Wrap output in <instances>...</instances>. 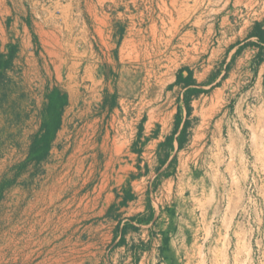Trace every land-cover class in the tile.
Returning <instances> with one entry per match:
<instances>
[{
    "label": "crops",
    "instance_id": "1",
    "mask_svg": "<svg viewBox=\"0 0 264 264\" xmlns=\"http://www.w3.org/2000/svg\"><path fill=\"white\" fill-rule=\"evenodd\" d=\"M93 1L0 0V67L10 62L0 70V88L10 70L24 74L39 60L62 62L61 89H42L67 97L49 155L59 145L65 154L78 127L79 155L106 156L95 142L110 140L108 118L125 124L113 138L125 152L113 146L109 153L124 159L104 166L95 159L86 170L63 173L86 177L69 199L71 216L82 218L70 221L60 234L65 242L52 247L46 264H83L88 247L95 249L102 237L115 252L106 264H245L243 254L257 242L254 226L264 228V44L247 36L231 40L228 25L232 12L242 11L233 4L239 0ZM255 23L264 29L262 20ZM58 31L67 42H57ZM44 35L55 38L52 52ZM148 39L171 47L164 60L174 66L146 70L145 76L162 79L134 102L127 63L155 57L138 52ZM51 76L58 78L57 72ZM244 76L247 90L236 89ZM191 91L197 93L185 102ZM245 127L257 132L247 134ZM85 234L95 241L83 245ZM232 252L238 257L231 263Z\"/></svg>",
    "mask_w": 264,
    "mask_h": 264
},
{
    "label": "rangeland",
    "instance_id": "2",
    "mask_svg": "<svg viewBox=\"0 0 264 264\" xmlns=\"http://www.w3.org/2000/svg\"><path fill=\"white\" fill-rule=\"evenodd\" d=\"M68 1L49 0L51 5ZM95 3L96 1L94 0L92 4ZM263 3L264 0H239L238 2H233L234 6L242 9V11L238 13L232 12L231 14V27L229 25L228 27L230 28L229 32L231 33L232 41H239L245 36L248 37L251 28L257 20L264 22ZM54 15L59 16L60 12L56 10ZM48 29L51 30L50 28ZM60 32L63 33L62 31L57 32V42L62 44V39L63 42H67V38L62 37ZM42 41L47 43V51L52 52L54 50L55 38L44 35ZM147 41L148 44L144 42L138 46V52H142L141 56H147L143 52H150L155 57L151 60L127 63L128 69L133 72L131 76L125 77L126 85L128 86L127 94L130 98H133L134 102L139 101L144 91H152L153 87L155 88L154 85L159 84L162 79L158 76H145L146 70L161 71L167 66H174V62L164 60V56L169 51H172L166 42L152 41V39ZM59 44H57L58 47ZM42 54L45 55L43 50ZM49 54L47 55L49 56ZM42 65L46 66L45 71L49 75H45V71L41 68ZM61 66L62 62L54 59L46 62L39 60L34 68H25L24 74L23 69L10 70L11 75L0 88V186L1 182L8 183V186L0 196V262L2 264H13L10 262L14 260V257L18 258L17 264H46V259L53 255L51 252L52 247L65 242L67 235L62 236L60 234L65 232L70 221L75 219L78 222L81 220L82 216H71L72 213L75 214V207L69 208V199L72 198L73 192L78 189L86 177L82 174L78 177H72L70 173L64 176L63 173L67 171V168L83 167L84 165V170H86L88 166L95 163V159L96 163L101 166L108 163L114 164L116 161L124 159L122 156H109V153L113 150V138L120 136L121 128L125 125L121 122V117H116L113 122L108 118L107 128L111 131L110 140L104 141L100 137L95 142L97 148H101L104 153L107 152L106 156L87 158L79 155L82 146L77 140H74L75 136H77L78 127H76L73 130V138L70 140L68 153L64 154L63 145H59L57 154H48L46 160L40 164L29 163L23 166L21 171L17 170V166L26 158L25 155L28 153L31 141L39 130V124L42 120L40 111L46 102L47 94H49L44 93L42 89L49 88L50 84H52V88L61 89L63 76ZM53 72H57V79L51 76ZM248 80L249 77L244 76L240 80V87H236V89L243 87L247 90L244 86L249 84ZM59 93L62 94L61 92ZM251 103H253V97H251ZM71 130L72 128H70ZM244 131L247 134L257 132L253 127H248ZM261 133H264V128H262ZM252 141L255 143V139H252ZM120 148H122L124 153L125 147H121L118 144V151ZM75 152L77 156H71ZM95 182L89 184V191ZM85 193L84 191L76 197H81ZM254 229L257 242L253 246L252 251L243 254L242 259L245 264H264V228L257 230L255 225ZM15 230H20V232L14 233L16 232ZM87 237L86 234L81 237L83 245L95 241L87 239ZM3 246H6V248L3 249ZM111 246L112 243L102 237L101 242L96 245L95 249L92 245L88 247L89 249L85 252L86 261L83 264H97L99 259H101V264H106L107 260L115 254L114 247ZM227 255L231 263L233 259L238 257V254L234 252ZM4 261H7V263H3ZM180 264H184V262Z\"/></svg>",
    "mask_w": 264,
    "mask_h": 264
},
{
    "label": "trees",
    "instance_id": "3",
    "mask_svg": "<svg viewBox=\"0 0 264 264\" xmlns=\"http://www.w3.org/2000/svg\"><path fill=\"white\" fill-rule=\"evenodd\" d=\"M248 38H256L257 44H264V29L258 23H255L252 27L251 32L248 35ZM245 45L254 46V42L248 41ZM10 62H7L1 65L0 70L9 67ZM187 73V78L189 79L190 72L188 69L182 70ZM227 71V69H226ZM226 74L222 77L225 79ZM189 80H186V83H189ZM196 91H191L185 94L184 101L188 100L190 94H196ZM67 105V97L64 94H60L56 90L50 92L46 96L45 109L41 113V124L37 134L33 137L26 158L22 163L17 166V170L21 171L23 166L33 163L35 165L40 164L45 161L48 157L52 142L54 141L57 132L61 127V116L63 108ZM178 116V113H177ZM184 129V128H183ZM182 129V130H183ZM8 186L7 182H1L0 186V196L5 188ZM122 242L118 241V245ZM167 241L163 240V245H166Z\"/></svg>",
    "mask_w": 264,
    "mask_h": 264
},
{
    "label": "bare ground",
    "instance_id": "4",
    "mask_svg": "<svg viewBox=\"0 0 264 264\" xmlns=\"http://www.w3.org/2000/svg\"><path fill=\"white\" fill-rule=\"evenodd\" d=\"M196 2V1H195ZM114 4V3H113ZM107 5V4H106ZM192 5V4H191ZM207 6V5H206ZM114 7V6H113ZM177 8H179V7H177ZM236 8V7H235ZM183 9V8H182ZM105 11V10H104ZM178 11V10H177ZM191 11V10H190ZM193 11V10H192ZM161 12V11H160ZM165 12V11H164ZM170 12V11H169ZM187 12V11H186ZM189 12V11H188ZM64 13V12H63ZM141 14V13H140ZM177 14V13H176ZM62 15V14H61ZM120 15V14H119ZM65 16H66V14H65ZM158 17V16H157ZM170 18V17H169ZM185 18V17H184ZM233 19V18H232ZM168 21H170V20H167V22ZM197 22V21H196ZM100 24V23H99ZM111 24V23H110ZM172 25V24H171ZM174 26V25H173ZM172 26V27H173ZM230 26V25H229ZM130 29V28H129ZM139 29V28H138ZM167 29V28H166ZM42 31V30H41ZM100 32V31H99ZM152 32H154V31H152ZM45 33V32H44ZM46 34V33H45ZM98 34V33H97ZM38 35V34H37ZM53 35V34H52ZM98 35H100V34H98ZM42 36V35H41ZM155 36V35H154ZM115 37V36H114ZM40 38V37H39ZM115 40V39H114ZM117 40V39H116ZM120 41V40H119ZM153 41V40H152ZM164 42V41H163ZM165 43V42H164ZM50 44V43H49ZM104 45V44H103ZM102 45V46H103ZM108 46V45H107ZM150 46V45H149ZM106 47V46H105ZM61 49V48H60ZM108 49V48H107ZM109 53V52H108ZM135 53H136V51H135ZM194 53V52H193ZM112 54V53H111ZM110 55V54H109ZM48 59V58H47ZM93 59V58H92ZM97 62V61H96ZM101 65V64H100ZM134 66V65H133ZM126 69V68H125ZM174 69V68H173ZM125 73H127V72H125ZM133 73V72H132ZM49 75V74H48ZM58 75V74H57ZM62 75V74H61ZM89 75V74H88ZM90 77V76H89ZM81 80V79H80ZM100 82V81H99ZM98 84V83H97ZM136 84V83H135ZM92 89V88H91ZM100 89V88H99ZM98 89V90H99ZM101 90V89H100ZM109 92V91H108ZM93 97H95V96H93ZM97 97V96H96ZM133 100V99H132ZM98 101V100H97ZM97 104V103H96ZM262 111H263V109H262ZM86 115V114H85ZM96 121V120H95ZM261 121V120H260ZM259 121V122H260ZM262 122V121H261ZM246 123V122H245ZM246 128V127H245ZM252 128V127H251ZM247 129V128H246ZM261 129V128H260ZM115 131V130H114ZM63 132V131H62ZM261 132L259 131V134H260ZM251 134V133H250ZM253 134V133H252ZM257 134V133H256ZM128 135V134H127ZM258 135V134H257ZM253 137V136H252ZM83 138V137H82ZM125 138V137H124ZM257 138H259V137H257ZM203 139V138H202ZM70 143V142H69ZM121 139H117V140H115L114 141V143H113V146H114V148L116 147V149H118V144L121 146ZM80 144V143H79ZM78 144V145H79ZM83 144V143H82ZM198 144V143H197ZM194 146V145H193ZM111 148V147H110ZM109 148V149H110ZM70 150V149H69ZM200 150V149H199ZM256 150V149H255ZM262 152H263V150H262ZM68 153V152H67ZM19 154V153H18ZM22 154V153H21ZM103 154V153H102ZM105 154V153H104ZM196 155V154H195ZM194 155V156H195ZM17 156V155H16ZM64 158H65V156H64ZM263 158V157H262ZM258 160V159H257ZM78 162V161H77ZM203 163V162H202ZM231 165V164H230ZM66 166H68V165H66ZM228 168V167H227ZM182 178V177H181ZM181 178H179V179H181ZM178 181V180H177ZM179 183V182H178ZM54 186V185H53ZM178 186V185H177ZM212 193V192H211ZM179 194V193H178ZM190 194H191V192H190ZM15 206V205H14ZM17 206V205H16ZM230 207V206H229ZM32 209V208H31ZM230 209V208H229ZM28 215V214H27ZM15 223V222H14ZM14 225V224H13ZM33 226V225H32ZM14 228V227H13ZM25 228V227H24ZM29 234V233H28ZM25 238V237H24ZM10 241V240H9ZM7 246V245H6ZM4 255V254H3ZM186 258V257H185Z\"/></svg>",
    "mask_w": 264,
    "mask_h": 264
}]
</instances>
